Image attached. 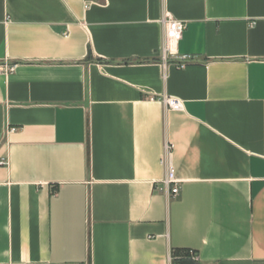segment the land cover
I'll return each mask as SVG.
<instances>
[{"label": "crops", "instance_id": "obj_1", "mask_svg": "<svg viewBox=\"0 0 264 264\" xmlns=\"http://www.w3.org/2000/svg\"><path fill=\"white\" fill-rule=\"evenodd\" d=\"M191 258L264 264V0H0V264Z\"/></svg>", "mask_w": 264, "mask_h": 264}, {"label": "built area", "instance_id": "obj_2", "mask_svg": "<svg viewBox=\"0 0 264 264\" xmlns=\"http://www.w3.org/2000/svg\"><path fill=\"white\" fill-rule=\"evenodd\" d=\"M161 22L164 26L162 45L160 48L161 65L163 68H165L171 58L177 57L178 62L175 64V67L177 69H184L188 62L191 60V57L188 55L177 56L178 53L176 48L185 30V23L174 19L169 14H165ZM7 71H13V67L8 68L5 72ZM162 103L164 107L169 111L182 110V103L176 99L170 97H163ZM12 131H14V129H12ZM172 151L173 145L165 144L161 162L166 168V175L162 181V185L165 188L170 189V196L174 198L179 194L180 182L175 176V171L171 162ZM191 260L197 262L195 258H191Z\"/></svg>", "mask_w": 264, "mask_h": 264}, {"label": "water", "instance_id": "obj_3", "mask_svg": "<svg viewBox=\"0 0 264 264\" xmlns=\"http://www.w3.org/2000/svg\"><path fill=\"white\" fill-rule=\"evenodd\" d=\"M182 263H183V264H199V263H197V262H195V261H193V260H191V259L184 260Z\"/></svg>", "mask_w": 264, "mask_h": 264}]
</instances>
